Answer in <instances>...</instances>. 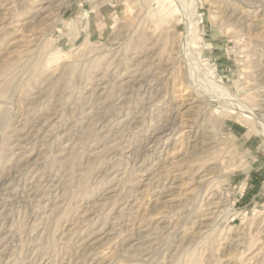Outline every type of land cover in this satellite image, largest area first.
<instances>
[{"label": "rangeland", "instance_id": "obj_1", "mask_svg": "<svg viewBox=\"0 0 264 264\" xmlns=\"http://www.w3.org/2000/svg\"><path fill=\"white\" fill-rule=\"evenodd\" d=\"M0 264H264V0H0Z\"/></svg>", "mask_w": 264, "mask_h": 264}, {"label": "bare ground", "instance_id": "obj_2", "mask_svg": "<svg viewBox=\"0 0 264 264\" xmlns=\"http://www.w3.org/2000/svg\"><path fill=\"white\" fill-rule=\"evenodd\" d=\"M234 104H235V103H234ZM236 104H237V103H236ZM240 106H242V105H240ZM243 106H244V105H243ZM243 106H242V108H244ZM234 107H236V106H234ZM238 107H239V106H238ZM246 107H247V106H246ZM246 107H245V108H246ZM242 108H241V109H242ZM241 109H240V110H241ZM243 110H244V109H243ZM249 111H250V110H249Z\"/></svg>", "mask_w": 264, "mask_h": 264}]
</instances>
